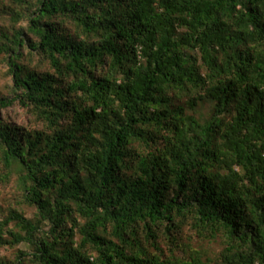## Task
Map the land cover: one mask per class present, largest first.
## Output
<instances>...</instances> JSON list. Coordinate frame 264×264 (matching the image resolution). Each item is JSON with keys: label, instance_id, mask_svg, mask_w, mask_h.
Segmentation results:
<instances>
[{"label": "trees", "instance_id": "16d2710c", "mask_svg": "<svg viewBox=\"0 0 264 264\" xmlns=\"http://www.w3.org/2000/svg\"><path fill=\"white\" fill-rule=\"evenodd\" d=\"M14 2L0 264H264V0Z\"/></svg>", "mask_w": 264, "mask_h": 264}, {"label": "rangeland", "instance_id": "374dc122", "mask_svg": "<svg viewBox=\"0 0 264 264\" xmlns=\"http://www.w3.org/2000/svg\"><path fill=\"white\" fill-rule=\"evenodd\" d=\"M1 1V0H0ZM3 2V3H2ZM4 7L0 10V25L2 24H15V20L11 17V8L18 7L14 0H2L0 6ZM0 7V8H1ZM26 21H19L17 26L25 25ZM13 85V79L9 72L3 58L0 57V96H6L11 93V87ZM201 112L204 115H208L211 112V106L209 104L201 105ZM3 115L8 119L16 122L17 124L27 128H41L44 124L38 120L28 108L22 107L16 104L8 109L3 110ZM4 166L0 163V219L7 215L11 209L18 208L24 211L29 218L35 217V208L27 204L20 202V192L15 181L16 175L10 182H6L2 177V171ZM186 235V241L194 248H202L203 253L209 257L217 256L220 251V244L216 241H208L202 237L197 236L195 233ZM165 252L168 253V246L163 245ZM21 250H27L24 243H21L17 247H3L0 248V258L4 260H12L16 254ZM180 256L187 257L188 252L181 251ZM32 264V263H29Z\"/></svg>", "mask_w": 264, "mask_h": 264}]
</instances>
